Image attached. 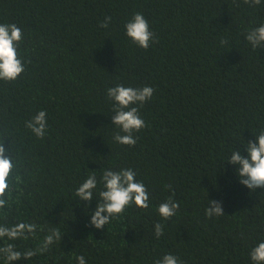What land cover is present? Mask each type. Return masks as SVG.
<instances>
[{
    "label": "trees",
    "instance_id": "1",
    "mask_svg": "<svg viewBox=\"0 0 264 264\" xmlns=\"http://www.w3.org/2000/svg\"><path fill=\"white\" fill-rule=\"evenodd\" d=\"M136 12L155 34L147 50L125 35ZM106 16L111 23L101 28ZM13 23L23 32L26 64L16 81H0V133H11L23 183L0 223L44 228L14 241L21 251L37 247L51 227L62 235L47 253L15 264H76L77 255L87 264H154L167 253L183 264H252L249 251L264 240V190L240 184L226 162L236 147L246 156L243 140L264 129V47L253 51L245 39L264 24V0L256 7L243 0H0V24ZM117 84L154 88L139 109L146 127L134 133L135 146L112 138L119 130L106 91ZM40 110L48 114L43 139L25 127ZM105 168H132L150 206L131 205L96 229V199L88 204L74 192L95 171L98 195ZM173 190L180 208L162 220L157 206ZM208 199L224 215L206 217Z\"/></svg>",
    "mask_w": 264,
    "mask_h": 264
},
{
    "label": "clouds",
    "instance_id": "2",
    "mask_svg": "<svg viewBox=\"0 0 264 264\" xmlns=\"http://www.w3.org/2000/svg\"><path fill=\"white\" fill-rule=\"evenodd\" d=\"M261 2L262 0H243V3L250 7L259 6ZM111 20L110 16H106L99 26L108 28ZM124 28L125 35L140 48L147 50L152 43L157 42L155 34L150 30L148 20L140 12L134 13L132 18L125 23ZM245 39L251 44L253 51L258 47H264V24L247 31ZM22 40L23 32L16 24H0V81L14 82L25 72L26 61L20 52ZM220 43L223 46L228 41L222 39ZM153 93L154 88L150 86L133 88L117 84L107 89L106 95L113 104L112 113H115L112 116V125L119 130L113 133L112 138L115 143L130 147L136 145L138 137H135L134 133L146 127V122L141 117L139 109L145 102L152 99ZM47 115L45 110H40L25 122V127L37 139H43L46 135ZM253 135L254 140L248 142L243 140V144L240 145L247 155H242L240 148L236 147L226 162L236 166L235 175L239 183L251 192H255L257 188L264 190V129H260ZM6 138L11 140L8 148L4 146ZM13 143L11 133L7 130L0 133V215L5 217L7 215L5 210L10 209L12 205L13 192L23 183L18 151L14 149ZM100 171L99 184L102 185V189L99 190L98 195L96 194L98 180L95 171L80 183L74 192V198L78 197L80 201L88 202V204L96 199L95 210L90 213L92 227L103 229L131 205L142 210L149 208L148 189L142 181L136 179L137 173L132 168H121L118 171L105 168ZM165 187L171 189V185ZM88 204L85 205L86 211ZM179 208L180 204L174 199L173 190V195L157 206V213L162 220H169L177 215ZM222 215L224 212L221 203L209 200L205 216L212 218ZM154 229L155 237L159 239L164 234L163 225L157 222L154 224ZM38 230L44 231V228L25 220H17L13 224L0 223V240L8 241L0 245V258L5 264H15L21 260L29 261L39 254L47 253L52 246L60 244L62 235L59 228L51 227L37 247L23 251L17 248L14 241L35 237ZM249 257L252 264H264V240L257 242L250 249ZM75 261L76 264H87L83 255H77ZM154 264H183V262L179 257L167 253L155 260Z\"/></svg>",
    "mask_w": 264,
    "mask_h": 264
}]
</instances>
